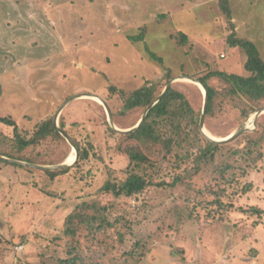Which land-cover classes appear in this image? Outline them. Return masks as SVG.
Listing matches in <instances>:
<instances>
[{
    "label": "rangeland",
    "instance_id": "rangeland-1",
    "mask_svg": "<svg viewBox=\"0 0 264 264\" xmlns=\"http://www.w3.org/2000/svg\"><path fill=\"white\" fill-rule=\"evenodd\" d=\"M138 1L169 15L159 21L145 19L148 32L142 42L130 39L140 34L141 26L134 23L126 0H0V118L10 117L23 133H31L53 115L60 127L63 114L69 126L83 123L76 128L79 138L84 144L87 137L94 146L90 160L67 166L69 173L57 176L48 172L59 170L0 161V264H58L59 258H68L74 241L65 239L66 218L93 203L100 213L111 206L107 220L113 226L100 232L81 226L77 241L89 264H264V215L250 211L264 210V158L232 172V182L222 185L212 164L175 188L150 187L132 198L102 192L109 177H124L129 158L123 149L130 141L109 132L100 101L82 95L103 98L109 86L134 91L162 80L160 85L166 84L161 95L169 81L176 80L170 89L184 94L201 117L205 98L185 77L198 80L214 71L249 75L245 50L227 44L232 28L221 0ZM246 1V14L238 20L239 26L245 25L235 32L255 42L264 56V0ZM145 13L137 10L135 15ZM252 24L259 31H253L255 41L246 36ZM181 33L188 37L187 45L180 44ZM168 73L169 81L163 79ZM211 85L223 87L217 79ZM262 109L243 122L238 110L227 106L214 118L206 116L205 130L225 139L249 127L237 142L264 121ZM146 111L113 115L114 124L129 130ZM10 132L0 125V135ZM62 137L65 141L50 138L28 150L36 162H22L42 167L66 163L73 147ZM164 157L165 152L151 159L159 163ZM165 172L159 178L170 181L172 169ZM247 184L250 190H244ZM221 188L224 207L212 204L211 192L220 193ZM88 207L84 213L96 211ZM20 244L25 248L17 254Z\"/></svg>",
    "mask_w": 264,
    "mask_h": 264
},
{
    "label": "trees",
    "instance_id": "trees-1",
    "mask_svg": "<svg viewBox=\"0 0 264 264\" xmlns=\"http://www.w3.org/2000/svg\"><path fill=\"white\" fill-rule=\"evenodd\" d=\"M126 1L129 2L128 6L132 9L134 23L141 26L139 27V35L130 36V39L134 42H142L146 37L148 28L145 19L150 21L157 19L159 21V18L169 16L168 13L158 14L161 12L159 8H144L142 2L138 0ZM220 4L232 28L227 44L230 47H241L245 50L247 55L245 68L249 75L241 76L214 71L198 77V80L209 90L207 117L214 118L219 111L231 106L238 110L244 122L254 111L264 106V56L252 41L237 36L235 25L232 23V10L229 1L221 0ZM137 10L146 12L144 17L135 15ZM180 35V44L187 45L188 37L183 33ZM150 54L153 59L162 62L161 58L154 52ZM171 78L168 73L164 75L163 79L169 81ZM213 79L220 81L223 87L218 89L211 85ZM160 81L162 82V80L150 81L145 87L134 91L109 86L102 97L110 105L114 118L126 116L135 110L144 112L157 100L162 92L166 82L161 86ZM94 107H99L104 111L97 104ZM199 122L200 112L193 108L184 94L174 89H170L150 110L140 129L129 136H119L106 122L110 133L123 138L126 142L130 141L123 149V153L129 158V165L124 170V177L113 180L109 177L103 186L102 192L112 194L116 198L122 196L132 198L143 194L150 187L175 188L178 184L185 183L194 176L199 175L204 168L212 164H216L213 171L217 176L216 181L218 180L222 185L225 182H232L229 178L232 172L235 175L236 170L253 167L259 160L264 158V121L258 124L256 131L246 133L239 141L226 145L207 140L200 131ZM80 124L83 123L74 122L69 126L65 115L62 114L60 118L61 129L73 139L79 150L80 157L77 166L90 160L91 155L94 154V146L89 139L86 137V142L83 144L82 139L79 138L81 133L76 128ZM0 125H5L12 131L10 132L11 136L3 137V134L0 135L3 137L0 139V156L13 160L36 162L35 159L28 157V150L36 148L50 138L65 141L56 126L54 115L42 120L31 133H23L10 117L0 118ZM240 143H243L244 146L242 148L236 147ZM163 152H165V157L161 162H154L151 159V157H160ZM2 162L4 164L9 163ZM169 168L173 171L170 181L160 179L159 176H166L165 171H169ZM69 171V168H64L57 172L48 173L57 176L67 174ZM110 176H112V173ZM251 188L252 185L247 184L244 190H250ZM224 192L223 188H221L220 193L212 191L211 194L215 196L212 204L224 207L225 204L221 201ZM87 207L81 205L75 213L71 212L67 216L64 236L65 239H72L74 243L67 251L68 258H59L57 260L58 264H89V259L86 261V258L81 255L80 244L77 241L81 226H86L91 232H100L113 226L107 220V214L111 206L102 207V213H100L93 203L92 207H88L95 208L96 211L93 214L84 213V209H87ZM250 211L258 216L264 215V210L258 207H252ZM100 218H103V220ZM98 221L100 224L96 226L95 223Z\"/></svg>",
    "mask_w": 264,
    "mask_h": 264
},
{
    "label": "water",
    "instance_id": "water-1",
    "mask_svg": "<svg viewBox=\"0 0 264 264\" xmlns=\"http://www.w3.org/2000/svg\"><path fill=\"white\" fill-rule=\"evenodd\" d=\"M185 78L190 79L194 83L200 84L203 87V89H204V98H205V100H204V106H203L202 114H201V117H200L199 127H200V130H201L202 134L204 135V137L207 140H209V141H211L213 143H216V144H228V143L233 142L239 136H241L243 133H245V132H247L249 130V127L243 128V129L239 130L238 132L230 135L229 137H227L225 139H217L215 137L207 135L206 132H205V119H206V116H207V109H208V104H209V90L201 81H199V80H197V79H195L193 77H185ZM174 81H176V80H170L169 81V83L167 84V86H166L165 90L163 91V93L157 98V100L153 104H151L149 106V108L147 109L146 113L144 114V116L142 117L140 122L135 127L131 128L129 130H121V129H118L115 126L112 111H111L108 103L103 98H101L99 96L91 95V94H85V95H82V96H88V98H91V97L92 98H98L100 103H101V105L105 108V111H106L107 116H108V122H109L111 128L114 131L118 132L119 134L129 136L132 133H134V132H136L137 130L140 129V127L146 121L150 110L166 95V93L170 90V88H171L172 84L174 83ZM76 97H73L72 99H74ZM60 110H62V109H60ZM260 114H264V109H262L260 111ZM56 118L58 119V115L56 116ZM256 124H257V121H255V125ZM56 126L58 127V130H59L60 134H62V136H64L67 139V141L69 142V144L73 147V151L76 152V159H75V162L73 164L64 163V164H61V165L56 166V167H42V166H38V165H35V164H32V163H25V162L18 161V160L16 161V160L8 159V158L2 157V156H0V160H4V161L9 162V163L18 164L20 166H28V167H31V168L44 169V170H47V171L48 170H62L64 168H68L67 166L70 167V166L76 164L79 161V157H80L79 150H78L76 144L70 138V136H68L63 131V129H61V127H59L57 124H56Z\"/></svg>",
    "mask_w": 264,
    "mask_h": 264
},
{
    "label": "crops",
    "instance_id": "crops-1",
    "mask_svg": "<svg viewBox=\"0 0 264 264\" xmlns=\"http://www.w3.org/2000/svg\"><path fill=\"white\" fill-rule=\"evenodd\" d=\"M228 1H229L231 10H232V23L235 25V30L237 32H240V28H241L242 24L243 25H245V24L244 23H240V26H239L238 25V20H240L241 18H243V13L246 14L245 7L247 8V5H248L249 1H246V0H228ZM237 14H238V16L240 18L237 16ZM241 22H244V21L241 20ZM247 26L249 28H247L246 30H248V32H250V33L248 35H246V36L248 38H251L252 40L255 41L254 37L252 36L254 34L253 31H257V32H259V31L257 29H255V24L247 25ZM259 28H261V27H259ZM262 31L260 30V32H262ZM258 38H259V40L262 38V36L260 35V33L258 34ZM2 161H4V160H2ZM17 254H19V253H17Z\"/></svg>",
    "mask_w": 264,
    "mask_h": 264
},
{
    "label": "bare ground",
    "instance_id": "bare-ground-1",
    "mask_svg": "<svg viewBox=\"0 0 264 264\" xmlns=\"http://www.w3.org/2000/svg\"><path fill=\"white\" fill-rule=\"evenodd\" d=\"M189 82V81H188ZM193 84L195 85V86H197L200 90H201V93L203 94V97H204V89H203V87L200 85V84H198V83H194L193 82ZM95 100H98L99 101V99L98 98H94ZM253 120V119H252ZM251 124V123H250ZM205 132H206V134L207 135H209V136H212V137H214L209 131H206L205 130ZM72 153L68 156V158L66 159V164H73L74 162H75V159H76V152L75 151H71Z\"/></svg>",
    "mask_w": 264,
    "mask_h": 264
},
{
    "label": "built area",
    "instance_id": "built-area-1",
    "mask_svg": "<svg viewBox=\"0 0 264 264\" xmlns=\"http://www.w3.org/2000/svg\"><path fill=\"white\" fill-rule=\"evenodd\" d=\"M24 248H25V245L24 244H20V245L15 247V251L17 253H20V252H22L24 250Z\"/></svg>",
    "mask_w": 264,
    "mask_h": 264
}]
</instances>
